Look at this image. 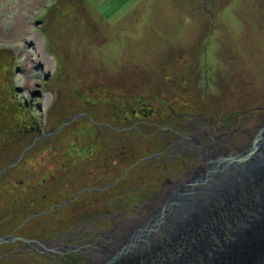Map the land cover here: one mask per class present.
Segmentation results:
<instances>
[{
  "label": "rangeland",
  "instance_id": "374dc122",
  "mask_svg": "<svg viewBox=\"0 0 264 264\" xmlns=\"http://www.w3.org/2000/svg\"><path fill=\"white\" fill-rule=\"evenodd\" d=\"M33 35L49 68L38 62ZM119 96L136 97L128 113L142 100L154 114L119 123ZM258 107L264 0H0V238L53 239L83 219L130 213L180 161L125 159L164 146L155 130L169 108L228 127ZM81 113L138 125L97 137L102 129L88 119L67 123ZM26 250L0 245V264H63Z\"/></svg>",
  "mask_w": 264,
  "mask_h": 264
},
{
  "label": "water",
  "instance_id": "95a60500",
  "mask_svg": "<svg viewBox=\"0 0 264 264\" xmlns=\"http://www.w3.org/2000/svg\"><path fill=\"white\" fill-rule=\"evenodd\" d=\"M199 115L204 124L184 138L198 164L133 215L117 217L80 264H264V107L238 113L222 131ZM21 240L3 236L0 245Z\"/></svg>",
  "mask_w": 264,
  "mask_h": 264
},
{
  "label": "flooded vegetation",
  "instance_id": "af4514ba",
  "mask_svg": "<svg viewBox=\"0 0 264 264\" xmlns=\"http://www.w3.org/2000/svg\"><path fill=\"white\" fill-rule=\"evenodd\" d=\"M40 95L41 94L39 93V98H41ZM118 99L120 103V109L113 115L116 120H119V123H121L122 120L125 119H132L135 117L145 118L150 117V115L154 114L152 110L146 108L142 100H138L140 102L139 106L134 109H131L128 113L126 111V104H131L133 99H136L135 96H129L127 100H124V96H119ZM47 100H49V96H47ZM168 112L169 113L166 115V119L169 121L159 126L157 130H155V133L157 131H162L164 133V136H161L159 139V143L164 144V146H162L158 151L151 152L148 157H143L142 160L138 159L136 151L126 156L125 159L127 161H136V163L138 164L145 162L146 159H148L147 161H152L153 163H171L172 160L180 159L178 166H176V171L174 173H171L167 170L166 176L163 178L156 190L151 191V193L144 194L139 198H136L135 200L137 201H134V206L130 208V213L117 214L114 212H108L106 215H102L100 218H96L93 221H90L89 219H83L84 222L80 229L72 230L69 232L67 231L64 234L55 236V238L53 239L31 240L33 242H45L46 246H49L53 249L52 252L48 251V253L46 254L34 251L31 246L27 244L26 241H28V239H26L25 237H18L22 240L17 243L24 244L27 247V250L22 252L31 253L33 255L35 254V256H42V258L51 259L52 263L58 259L62 260L61 262L63 264H80L90 256L91 251L89 250V248L95 244V239L99 238L103 232L111 230L115 227L118 221L117 217L130 216L129 214H134L135 209L144 201H146L150 196L166 187L169 183L176 182L182 179L190 168L198 164L200 159L197 158L193 152L186 149V142L184 138L188 135H192L193 131L198 127L199 124H204V120L199 115L202 112L192 115L185 113L176 114L170 108L168 109ZM77 115H79V118L70 121L72 119L71 118L67 121V123L70 124L82 118L88 119L91 123L93 122V125H98V127L102 129L100 132H98L97 137H100L102 134H104L105 130H114L116 132H121L122 134L132 133L137 129L138 125V123H135L134 126H123L122 124L118 126H112L106 123H96L95 119H92L90 113H81ZM110 115L111 114H109V116ZM204 115L206 117L205 119L208 121V126H215L216 130L222 131L228 129L232 125L231 124L227 127V125L220 124L216 117L212 120L211 118H208L206 114ZM244 120L245 117H242L240 121L241 125H243ZM89 130L91 131L92 129L89 127ZM142 137H153V129L150 130L148 134L142 135ZM129 141L132 142L134 141V139H130ZM145 143L147 144V142ZM102 191V189L100 191L97 190L98 193ZM104 223L106 224L102 227L101 225Z\"/></svg>",
  "mask_w": 264,
  "mask_h": 264
},
{
  "label": "bare ground",
  "instance_id": "6f19581e",
  "mask_svg": "<svg viewBox=\"0 0 264 264\" xmlns=\"http://www.w3.org/2000/svg\"><path fill=\"white\" fill-rule=\"evenodd\" d=\"M31 41H33L36 44L37 52L39 54V58L41 59V60H38V62L43 63L45 66H48L49 68L51 64L50 63L51 60H48L43 54L42 43H41L40 37L33 35L31 37Z\"/></svg>",
  "mask_w": 264,
  "mask_h": 264
}]
</instances>
